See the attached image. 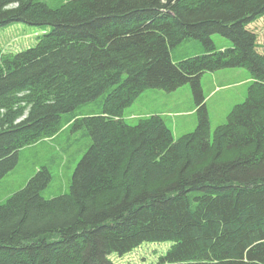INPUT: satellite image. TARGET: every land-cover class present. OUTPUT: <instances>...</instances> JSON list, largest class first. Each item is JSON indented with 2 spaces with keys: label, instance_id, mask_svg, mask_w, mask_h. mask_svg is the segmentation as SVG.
Returning <instances> with one entry per match:
<instances>
[{
  "label": "trees",
  "instance_id": "obj_1",
  "mask_svg": "<svg viewBox=\"0 0 264 264\" xmlns=\"http://www.w3.org/2000/svg\"><path fill=\"white\" fill-rule=\"evenodd\" d=\"M263 16L264 0H0V28L51 26L32 47L0 49V179L112 87L101 113L71 123L92 143L70 191L43 197V167L0 202V264H115L113 252L166 241L156 264H264V52L250 27ZM215 33L233 46L217 49ZM187 38L206 52L173 61ZM236 67L254 81L212 131L201 77ZM188 83L194 131L175 138L159 114L125 117L145 90Z\"/></svg>",
  "mask_w": 264,
  "mask_h": 264
},
{
  "label": "rangeland",
  "instance_id": "obj_2",
  "mask_svg": "<svg viewBox=\"0 0 264 264\" xmlns=\"http://www.w3.org/2000/svg\"><path fill=\"white\" fill-rule=\"evenodd\" d=\"M51 7H58L67 0H40ZM258 34L259 50L264 52V16L250 24ZM51 30V26L30 25L13 22L0 28V49L4 53H15L36 45L38 38ZM217 49L233 46V41L220 33L212 35ZM225 42L229 46H226ZM203 43L196 38H187L171 49L173 61L205 53ZM254 81L251 72L243 67L223 68L207 71L201 77L206 96L211 130L227 122L233 107L245 101L248 87ZM112 87L96 100L84 103L62 115L61 131L49 138L27 145L19 151L17 165L0 179V202L26 185L39 168L47 167L52 180L42 191L45 198H52L70 191L75 168L92 143L84 129L73 130L72 122L77 117L99 114L103 110L105 97ZM128 121L136 123L140 117L159 114L172 129L175 138L192 132L198 124L196 101L190 83L167 92L150 88L126 108ZM172 242H144L125 254L113 252L110 258L115 264H156L160 255L166 253Z\"/></svg>",
  "mask_w": 264,
  "mask_h": 264
},
{
  "label": "crops",
  "instance_id": "obj_3",
  "mask_svg": "<svg viewBox=\"0 0 264 264\" xmlns=\"http://www.w3.org/2000/svg\"><path fill=\"white\" fill-rule=\"evenodd\" d=\"M225 44H227V43L225 42ZM228 44L230 45V44H231V42H230V43H228ZM228 44H227L226 46H229Z\"/></svg>",
  "mask_w": 264,
  "mask_h": 264
}]
</instances>
